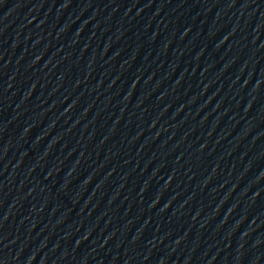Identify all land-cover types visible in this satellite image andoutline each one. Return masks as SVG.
Listing matches in <instances>:
<instances>
[{
  "label": "water",
  "instance_id": "95a60500",
  "mask_svg": "<svg viewBox=\"0 0 264 264\" xmlns=\"http://www.w3.org/2000/svg\"><path fill=\"white\" fill-rule=\"evenodd\" d=\"M0 264H264V0H0Z\"/></svg>",
  "mask_w": 264,
  "mask_h": 264
}]
</instances>
